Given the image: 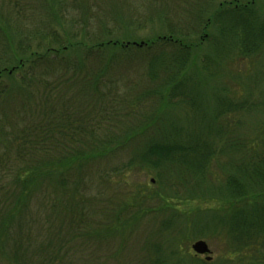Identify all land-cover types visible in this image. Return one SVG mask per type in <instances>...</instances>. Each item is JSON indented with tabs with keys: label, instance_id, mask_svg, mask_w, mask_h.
Returning a JSON list of instances; mask_svg holds the SVG:
<instances>
[{
	"label": "trees",
	"instance_id": "trees-1",
	"mask_svg": "<svg viewBox=\"0 0 264 264\" xmlns=\"http://www.w3.org/2000/svg\"><path fill=\"white\" fill-rule=\"evenodd\" d=\"M32 1L0 13V264H72L71 242L128 230L138 213L93 229L86 204L138 200L105 194L135 169L169 201L209 202L236 262L264 264V0L145 19ZM162 246L148 260L164 263Z\"/></svg>",
	"mask_w": 264,
	"mask_h": 264
},
{
	"label": "rangeland",
	"instance_id": "rangeland-1",
	"mask_svg": "<svg viewBox=\"0 0 264 264\" xmlns=\"http://www.w3.org/2000/svg\"><path fill=\"white\" fill-rule=\"evenodd\" d=\"M116 1L88 0L89 4L95 6L89 12H135L139 18L145 19L144 12H217L216 10L221 4L234 1L246 3L251 0H119L120 5H115L116 7L112 8V3L115 4ZM18 2L20 7L13 5L15 10L31 8L30 4L32 5L33 1L19 0ZM99 5H101V10ZM13 6L6 0H0V13L14 12ZM151 27L147 24L144 28L134 32L130 38L137 41L148 38L151 32L156 29V27L154 29ZM250 67L249 60L244 59L239 63L233 61L230 69L242 73L243 71L248 72ZM135 75L130 71L131 78ZM147 171L129 170L121 178H112L114 185L105 193L106 197L119 194L124 198H130V194H134L133 197H136V194L138 200L124 202L121 199L120 205H111L109 201H106V204L103 201L96 202V206L90 203L86 204L88 208H86L85 221L89 222L93 229H98L101 223L111 224L115 218L113 214H116L117 211L125 214L121 217L122 220L131 217L130 213H138L140 218L134 221L128 230L117 232L115 235L106 230L101 236L94 233L96 238L90 242L87 249L77 245L72 246L74 243L71 242L69 235L71 251H69L68 257L72 264H155L156 259L151 262L146 254L151 255L148 253L149 248L153 247L156 241L160 245L163 244L160 254L155 256L164 259L162 264H205L204 256H196L191 250V245L197 240H203L208 245L212 258L209 264H240L236 261L242 260L244 253H229L230 240L223 234L222 221H219L218 215L209 209V202L198 199L169 201L164 196L169 192V186L162 187L163 184L159 186L155 178ZM116 182H120L124 186L118 188ZM176 190L180 196H183L184 189L181 186H178ZM94 207L96 210L92 212ZM165 222H170L169 226L165 224L163 227ZM35 227L34 221L31 225L33 232L36 230ZM63 230L59 235L62 242ZM164 252L168 253L163 255L165 258L161 255ZM87 253H90L91 256L86 257L87 255L84 254Z\"/></svg>",
	"mask_w": 264,
	"mask_h": 264
},
{
	"label": "water",
	"instance_id": "water-1",
	"mask_svg": "<svg viewBox=\"0 0 264 264\" xmlns=\"http://www.w3.org/2000/svg\"><path fill=\"white\" fill-rule=\"evenodd\" d=\"M140 43L139 45H141ZM191 249L195 254L204 255L206 261L211 260L210 250L203 240H197L191 245Z\"/></svg>",
	"mask_w": 264,
	"mask_h": 264
}]
</instances>
